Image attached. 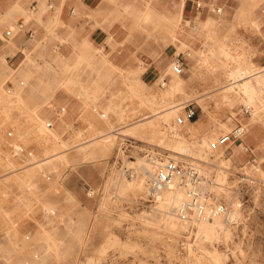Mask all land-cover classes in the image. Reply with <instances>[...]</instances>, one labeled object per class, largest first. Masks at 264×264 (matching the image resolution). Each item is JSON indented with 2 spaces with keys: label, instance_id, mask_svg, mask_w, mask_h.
Listing matches in <instances>:
<instances>
[{
  "label": "rangeland",
  "instance_id": "374dc122",
  "mask_svg": "<svg viewBox=\"0 0 264 264\" xmlns=\"http://www.w3.org/2000/svg\"><path fill=\"white\" fill-rule=\"evenodd\" d=\"M31 1L0 0L2 20H28ZM195 2L221 11L178 20L146 4L105 50L64 36L59 10L45 43L15 44L19 17L0 20V264H264V82L251 75L249 97L230 78H264V0ZM186 105L195 118L177 125ZM169 159L198 166L204 204L223 210L190 222L175 212L186 188L151 198L146 172Z\"/></svg>",
  "mask_w": 264,
  "mask_h": 264
},
{
  "label": "crops",
  "instance_id": "0c3cea01",
  "mask_svg": "<svg viewBox=\"0 0 264 264\" xmlns=\"http://www.w3.org/2000/svg\"><path fill=\"white\" fill-rule=\"evenodd\" d=\"M21 1L23 2L21 3L23 8L25 6L24 2L27 0ZM191 1L194 3L195 1L210 2L211 0H185V6L181 13L179 12L181 0H32L31 2L34 5L29 10L31 12L28 20H25L23 16L19 17V12L12 13L2 20L3 16L5 17L3 9L0 11V20L8 23L12 18L19 17L15 21L13 36L9 37V40L12 38L15 44H34L36 39L45 43L48 41L49 36L44 26L49 16L55 10H59V13H61L60 18H62L64 24V36L77 32L79 44H84L88 50L96 47L105 50L110 48L109 43L111 41L128 39L127 31L134 24L133 12L137 9L143 11L146 4L152 3V11L155 15L175 17L178 20L186 16L188 18L191 16L192 18L199 17L201 15L200 11L215 14H219L221 11L219 7L210 8L208 4L200 9L195 8ZM44 4L47 7L48 4L51 6L45 12L41 11ZM18 22L23 25L19 30L16 27ZM29 32L32 33L31 37H28ZM1 40L7 41L2 38Z\"/></svg>",
  "mask_w": 264,
  "mask_h": 264
},
{
  "label": "built area",
  "instance_id": "2783aa9c",
  "mask_svg": "<svg viewBox=\"0 0 264 264\" xmlns=\"http://www.w3.org/2000/svg\"><path fill=\"white\" fill-rule=\"evenodd\" d=\"M50 8V4H48ZM22 23L16 25L19 29L22 28ZM14 31L7 29L5 35L8 37ZM29 36L32 33L29 32ZM170 72L174 75H179L182 72V66L179 58H176L170 64ZM63 111V109H61ZM195 118V110L193 106L186 105L183 113L177 116L175 123L182 125ZM47 128L52 127L51 122L46 123ZM244 133V127L239 125L230 132L222 134L211 143V147L216 145H226L233 140L239 139ZM154 169L147 172V193L154 200H159L163 191L172 189L174 186L177 188H186L187 199L182 202L176 209L177 216L186 221L194 222L209 218L213 213L223 210V206L218 205L213 210L208 209L204 204L206 196L200 193L199 186L202 182L201 170L198 166L193 164H183L174 160H165L155 164ZM172 187V188H171ZM225 209V208H224Z\"/></svg>",
  "mask_w": 264,
  "mask_h": 264
},
{
  "label": "bare ground",
  "instance_id": "6f19581e",
  "mask_svg": "<svg viewBox=\"0 0 264 264\" xmlns=\"http://www.w3.org/2000/svg\"><path fill=\"white\" fill-rule=\"evenodd\" d=\"M31 12V11H30ZM150 13V12H149ZM128 33V31H127ZM155 40V39H154ZM102 54V53H101ZM103 55V54H102ZM257 70V68H253L251 66H247L241 70H233L232 71V74L230 76L231 79L233 80H236L235 82L237 81H240L242 80L240 86H239V89L238 86H237V90H240L242 91L243 93L247 94L249 97H253L254 95H256V89H255V85L250 81V76L253 75L254 77V83L257 85V84H260L261 82H264V78L262 77V75H260V72L261 70L255 72ZM264 70V69H263ZM255 72V73H253ZM175 76H179V75H175ZM231 84V83H230ZM234 85H237L236 83ZM181 86V83L179 81V79H174V81L171 82V89L175 90L177 88H179ZM232 87V86H231ZM230 87V88H231ZM229 88V89H230ZM233 90V88H232ZM226 91V90H225ZM237 92V91H236ZM223 97H226V96H223ZM223 99V98H222ZM174 100V99H173ZM242 100V99H241ZM257 100V99H256ZM261 100V99H260ZM162 101V100H161ZM165 115L166 114H171L172 111H170L169 109H165L163 110ZM169 115H166V117H168ZM257 118V117H256ZM174 135H176V133H173ZM171 135V134H170ZM180 148H182V146H180ZM143 165V164H142ZM141 171H147L146 169L144 170L145 167H143V170H142V167H140ZM147 174V172H146ZM145 174V175H146ZM201 186V185H200ZM199 186V187H200ZM203 187V186H202ZM172 188V187H171ZM168 190V191H167ZM165 191H163L164 193V200H177V199H181V192L179 189H177V187L175 189H167ZM206 195V194H205ZM161 200V197L160 199ZM163 201H160V203H162ZM201 227H206V224L205 223H201L200 225ZM206 229V228H205Z\"/></svg>",
  "mask_w": 264,
  "mask_h": 264
}]
</instances>
